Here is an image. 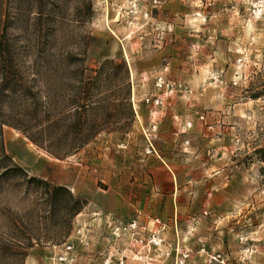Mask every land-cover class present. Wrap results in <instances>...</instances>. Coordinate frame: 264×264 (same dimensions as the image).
Instances as JSON below:
<instances>
[{
  "label": "rangeland",
  "instance_id": "obj_1",
  "mask_svg": "<svg viewBox=\"0 0 264 264\" xmlns=\"http://www.w3.org/2000/svg\"><path fill=\"white\" fill-rule=\"evenodd\" d=\"M151 92L158 104L144 100ZM47 101L58 134L100 131L76 152L88 188L104 184L100 154L114 155L132 132L137 147L153 150L160 124L179 122L185 110L188 135L204 128L203 220L173 225L175 238L163 236L168 222L152 220L144 237L156 232L161 241L135 246L132 257L113 231L124 220L89 212L67 187L76 153L60 160L30 140L46 127ZM14 142L48 168L11 156ZM0 146L10 157L0 153V264H264V0H0ZM215 166L233 184L228 208L213 203ZM52 167L64 172L59 180L48 177ZM69 223L67 236L29 245L58 238Z\"/></svg>",
  "mask_w": 264,
  "mask_h": 264
},
{
  "label": "crops",
  "instance_id": "obj_2",
  "mask_svg": "<svg viewBox=\"0 0 264 264\" xmlns=\"http://www.w3.org/2000/svg\"><path fill=\"white\" fill-rule=\"evenodd\" d=\"M139 113L145 118L148 115L144 111ZM179 116L180 121L172 125L167 119L160 124L159 139L154 142L153 150L147 153L143 145L136 146L132 132L123 146L116 144L114 155L100 154L97 170L99 180L104 183L102 185H93V188L85 185L82 174L87 171L80 167L83 162L80 154L76 153L72 158L78 160L79 163L76 164L79 165L68 166L65 172L67 187L89 201V212L114 216L124 221L138 218L142 221L141 224L149 228L152 226V220L159 218L168 222L171 229L163 233V236L177 237L172 230L173 225L177 224L182 231L197 218L198 223L203 220L204 201L206 203L208 199V196H204L203 184L205 173L210 171L204 168L206 163L202 160L203 126L197 123L192 130L194 134L188 135L185 132V110L182 114L179 113ZM188 137L194 138L190 148L185 144ZM189 150H192L193 154H190ZM7 151L28 168L35 166L42 171L48 168L47 162L42 158L31 157L27 146L22 142L8 145ZM215 168L213 176L219 175V187L214 194L213 203L224 208L226 205L228 208L229 202L232 203L233 184L229 186V173L225 166ZM63 174L62 170L52 167L48 177L59 180L58 177ZM180 236L183 234L180 233ZM129 253L133 257V252ZM132 261L128 259L130 264H133Z\"/></svg>",
  "mask_w": 264,
  "mask_h": 264
},
{
  "label": "trees",
  "instance_id": "obj_3",
  "mask_svg": "<svg viewBox=\"0 0 264 264\" xmlns=\"http://www.w3.org/2000/svg\"><path fill=\"white\" fill-rule=\"evenodd\" d=\"M82 75L85 76V73H83ZM45 98L47 100L49 97L46 95ZM123 99H126V96L123 97ZM47 104L48 105H46L45 107L46 110L43 116L46 127L43 128L41 131L42 136L30 135L29 138L40 148L46 150L54 158L61 160L76 153L81 146L87 144L92 139V137L95 136V133L100 132V131L93 132L90 130L88 131L84 127H79L76 130L66 129L60 132V134H58L54 130V125H53L54 118L52 112L50 111L51 107L49 105V101H47ZM74 107L78 111H83L85 110V108L88 107V103H83V104L78 103ZM65 113L69 114V109L65 110ZM80 113H81L80 116L82 117L83 112ZM81 117L79 119H81ZM70 139L71 140L76 139L78 142L72 144V142H68L70 141ZM0 153H3L1 146H0ZM3 156L10 158L8 155L5 154V152L3 153ZM71 199L75 205V208L73 210L74 214H77L81 210V206H80L81 202L78 199H76L72 194H71ZM61 229L62 230L58 238L52 240V239H46L43 236L31 237L29 238V245H33V243H37V244L50 243V241L54 243L57 239L67 236V234L71 229V224L69 223L67 226Z\"/></svg>",
  "mask_w": 264,
  "mask_h": 264
},
{
  "label": "built area",
  "instance_id": "obj_4",
  "mask_svg": "<svg viewBox=\"0 0 264 264\" xmlns=\"http://www.w3.org/2000/svg\"><path fill=\"white\" fill-rule=\"evenodd\" d=\"M156 87L159 90H169L170 84L164 78L162 74H157L155 76ZM156 98H152V97ZM146 102H150L153 100L155 104H158L161 101L160 96H156L155 93H147V96L144 97ZM157 222L162 224L159 219H156L154 223ZM114 226V234L123 243L128 244V248L133 251V248L137 245L146 246L149 243H159L161 241L160 235L156 232H152L151 235L147 238L144 237L145 231H147V227L143 226L138 218H133L127 221H113ZM72 246L68 245L67 249L70 250ZM118 264H127L126 259L121 258Z\"/></svg>",
  "mask_w": 264,
  "mask_h": 264
}]
</instances>
